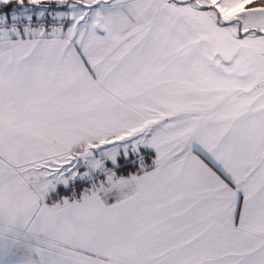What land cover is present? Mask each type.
I'll use <instances>...</instances> for the list:
<instances>
[{
    "label": "snow or ice",
    "instance_id": "6c2138e0",
    "mask_svg": "<svg viewBox=\"0 0 264 264\" xmlns=\"http://www.w3.org/2000/svg\"><path fill=\"white\" fill-rule=\"evenodd\" d=\"M0 264H264V0H0Z\"/></svg>",
    "mask_w": 264,
    "mask_h": 264
}]
</instances>
